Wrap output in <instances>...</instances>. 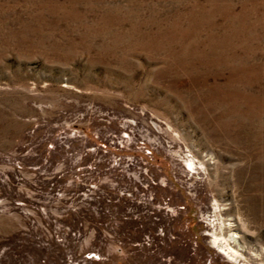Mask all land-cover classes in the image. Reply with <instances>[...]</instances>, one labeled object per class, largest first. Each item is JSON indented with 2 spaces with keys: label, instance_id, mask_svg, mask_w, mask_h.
I'll return each instance as SVG.
<instances>
[{
  "label": "rangeland",
  "instance_id": "obj_1",
  "mask_svg": "<svg viewBox=\"0 0 264 264\" xmlns=\"http://www.w3.org/2000/svg\"><path fill=\"white\" fill-rule=\"evenodd\" d=\"M237 218L264 247V0H0V264H238Z\"/></svg>",
  "mask_w": 264,
  "mask_h": 264
},
{
  "label": "bare ground",
  "instance_id": "obj_2",
  "mask_svg": "<svg viewBox=\"0 0 264 264\" xmlns=\"http://www.w3.org/2000/svg\"><path fill=\"white\" fill-rule=\"evenodd\" d=\"M188 163L190 167L193 165L191 160ZM227 232L231 233L228 238L214 236V244L226 254L231 262L251 264V261L264 258V247L261 246L260 250H257L251 241H246L247 234L249 235L251 232H249L245 224L240 222L238 218L229 224Z\"/></svg>",
  "mask_w": 264,
  "mask_h": 264
}]
</instances>
